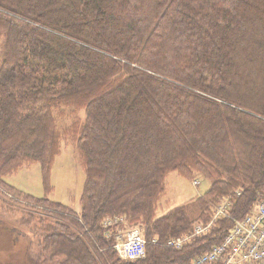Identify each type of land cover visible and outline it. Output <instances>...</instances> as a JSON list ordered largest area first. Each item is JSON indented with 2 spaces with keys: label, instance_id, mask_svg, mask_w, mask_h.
I'll return each mask as SVG.
<instances>
[{
  "label": "trees",
  "instance_id": "obj_1",
  "mask_svg": "<svg viewBox=\"0 0 264 264\" xmlns=\"http://www.w3.org/2000/svg\"><path fill=\"white\" fill-rule=\"evenodd\" d=\"M0 37V215L20 213L41 257L190 264L264 194V0H0ZM61 108L85 114L79 211L4 180L38 163L50 188ZM172 171L209 187L157 217ZM225 199L228 215L213 219ZM126 225L145 240L141 260L113 248Z\"/></svg>",
  "mask_w": 264,
  "mask_h": 264
},
{
  "label": "rangeland",
  "instance_id": "obj_2",
  "mask_svg": "<svg viewBox=\"0 0 264 264\" xmlns=\"http://www.w3.org/2000/svg\"><path fill=\"white\" fill-rule=\"evenodd\" d=\"M3 51V38L0 37V62ZM53 115L60 141L58 154L54 157L49 171L50 188L47 191L44 188L38 163L24 164L4 180L24 194L36 198L46 197L79 211L85 172L75 138L85 114L83 110L71 114L68 109L61 108L54 111ZM194 180L198 181V185H193ZM208 187L209 182L199 175L186 179L178 171L168 173L163 182L156 216H161L174 207L190 204ZM19 215L20 213L13 217L0 215V264H55L40 256L37 237L19 220ZM129 228L132 227L126 225L118 232H125Z\"/></svg>",
  "mask_w": 264,
  "mask_h": 264
},
{
  "label": "built area",
  "instance_id": "obj_3",
  "mask_svg": "<svg viewBox=\"0 0 264 264\" xmlns=\"http://www.w3.org/2000/svg\"><path fill=\"white\" fill-rule=\"evenodd\" d=\"M198 185V181H193ZM229 201L218 203L214 207V217L228 215ZM109 221H105L107 226ZM211 222L195 223L189 235L172 237L166 245L180 249L192 238L206 234ZM113 248L119 259L137 261L145 257V240L138 228H129L114 236ZM190 264H264V194H258L248 213L241 219L233 221L223 240L211 246L207 251L192 258Z\"/></svg>",
  "mask_w": 264,
  "mask_h": 264
}]
</instances>
